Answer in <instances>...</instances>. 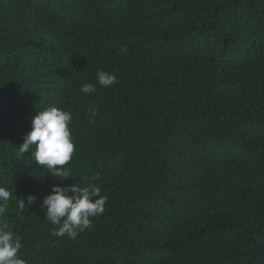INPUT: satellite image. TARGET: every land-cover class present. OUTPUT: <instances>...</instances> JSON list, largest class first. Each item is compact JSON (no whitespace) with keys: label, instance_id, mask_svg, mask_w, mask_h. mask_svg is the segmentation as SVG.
Instances as JSON below:
<instances>
[{"label":"trees","instance_id":"trees-1","mask_svg":"<svg viewBox=\"0 0 264 264\" xmlns=\"http://www.w3.org/2000/svg\"><path fill=\"white\" fill-rule=\"evenodd\" d=\"M50 106L64 181L19 152ZM96 174L105 212L52 236L44 198ZM0 185L27 264H264V0H0Z\"/></svg>","mask_w":264,"mask_h":264},{"label":"clouds","instance_id":"clouds-1","mask_svg":"<svg viewBox=\"0 0 264 264\" xmlns=\"http://www.w3.org/2000/svg\"><path fill=\"white\" fill-rule=\"evenodd\" d=\"M96 79L101 87H110L117 82V76L105 70H100ZM80 91L91 94L97 91V87L95 83H86ZM89 111L96 114L94 108L90 107ZM72 119L70 111L56 106L39 110L32 121V130L24 136V143L19 148L21 154L31 152L36 163L50 170L55 178H63V181L72 178L71 168L65 166L69 165L76 151L70 127ZM99 179V174H96L86 187L76 183L52 188L42 205L46 209L45 219L58 226L53 228L52 236L67 235L70 239H76L81 232L92 227V217L105 212L108 197L101 194L99 185L91 183ZM12 198V190L0 185V218L8 212ZM34 199L28 197L27 204L23 199H18L20 213H23L26 205H32ZM6 228V225L0 226V264H27L20 254L23 247L21 238Z\"/></svg>","mask_w":264,"mask_h":264}]
</instances>
